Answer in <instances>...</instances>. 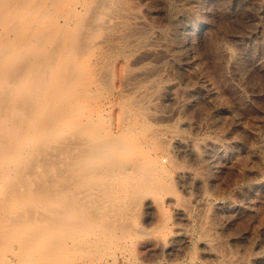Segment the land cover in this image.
Returning a JSON list of instances; mask_svg holds the SVG:
<instances>
[{"label": "rangeland", "instance_id": "rangeland-1", "mask_svg": "<svg viewBox=\"0 0 264 264\" xmlns=\"http://www.w3.org/2000/svg\"><path fill=\"white\" fill-rule=\"evenodd\" d=\"M95 2L14 0L0 45L43 37L51 49L63 13L76 11L72 32ZM107 2L113 22L95 38L105 45L83 60L92 65L69 103L131 136L143 158L155 154L173 187L116 224L127 237L114 264H264V0ZM150 135L158 149L143 144Z\"/></svg>", "mask_w": 264, "mask_h": 264}, {"label": "bare ground", "instance_id": "bare-ground-1", "mask_svg": "<svg viewBox=\"0 0 264 264\" xmlns=\"http://www.w3.org/2000/svg\"><path fill=\"white\" fill-rule=\"evenodd\" d=\"M12 1L0 0V40L1 29L13 25L6 18ZM100 1L72 32L76 11L63 13L51 49L43 37L12 52L0 45V264H114L118 241L127 237L116 224L126 211L147 194L173 190L171 169L155 154L143 158L131 136L78 118L79 107L69 103L80 97L79 82L92 65L83 60L105 45L95 38L113 22L105 17L112 14L107 0ZM152 136L143 144L158 149ZM136 256L126 264H144Z\"/></svg>", "mask_w": 264, "mask_h": 264}]
</instances>
